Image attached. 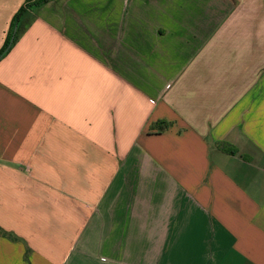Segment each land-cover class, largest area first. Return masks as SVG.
Returning <instances> with one entry per match:
<instances>
[{
    "label": "crops",
    "instance_id": "crops-1",
    "mask_svg": "<svg viewBox=\"0 0 264 264\" xmlns=\"http://www.w3.org/2000/svg\"><path fill=\"white\" fill-rule=\"evenodd\" d=\"M24 3L0 0V49ZM25 18L0 59V264H264V0Z\"/></svg>",
    "mask_w": 264,
    "mask_h": 264
},
{
    "label": "trees",
    "instance_id": "trees-1",
    "mask_svg": "<svg viewBox=\"0 0 264 264\" xmlns=\"http://www.w3.org/2000/svg\"><path fill=\"white\" fill-rule=\"evenodd\" d=\"M48 1L49 0H25V3L17 11V13L15 14V16H14L12 22H11V26H10L9 32L7 34L6 40H5L3 46L0 49V59L3 58L9 52V50L11 48V47L8 48V46H9L11 37L13 35L14 28L17 27L16 36H15V39H14V42H15L17 37H18L19 30H20L19 28L21 27V25L24 24L23 25L24 29H26L29 26V24H30L29 23V19L25 18V13H27V9L32 8V7H39V6L45 4ZM156 124L157 125H161V124L163 125L159 130H163L164 128H166L167 125H169L165 121L157 122ZM231 152H234V151L232 150ZM1 233L3 235H7L8 236V234L3 232L2 230H1Z\"/></svg>",
    "mask_w": 264,
    "mask_h": 264
},
{
    "label": "water",
    "instance_id": "water-1",
    "mask_svg": "<svg viewBox=\"0 0 264 264\" xmlns=\"http://www.w3.org/2000/svg\"><path fill=\"white\" fill-rule=\"evenodd\" d=\"M16 32H17V27L14 28L13 35L11 37V40H10L8 48H10V46L12 45V43H13V41L15 39Z\"/></svg>",
    "mask_w": 264,
    "mask_h": 264
}]
</instances>
